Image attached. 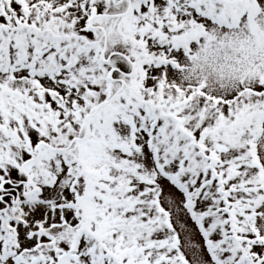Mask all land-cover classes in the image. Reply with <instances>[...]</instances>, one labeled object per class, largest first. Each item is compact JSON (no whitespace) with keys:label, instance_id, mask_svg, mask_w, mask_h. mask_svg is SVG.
<instances>
[{"label":"snow or ice","instance_id":"6c2138e0","mask_svg":"<svg viewBox=\"0 0 264 264\" xmlns=\"http://www.w3.org/2000/svg\"><path fill=\"white\" fill-rule=\"evenodd\" d=\"M0 264H264V0H0Z\"/></svg>","mask_w":264,"mask_h":264}]
</instances>
